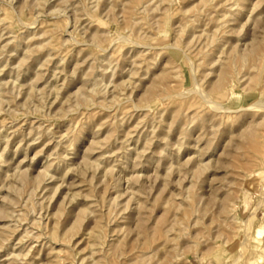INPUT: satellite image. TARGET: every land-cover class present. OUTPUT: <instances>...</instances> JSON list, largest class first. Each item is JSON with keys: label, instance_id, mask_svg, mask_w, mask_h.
<instances>
[{"label": "rangeland", "instance_id": "374dc122", "mask_svg": "<svg viewBox=\"0 0 264 264\" xmlns=\"http://www.w3.org/2000/svg\"><path fill=\"white\" fill-rule=\"evenodd\" d=\"M263 39L264 0H0V264H264Z\"/></svg>", "mask_w": 264, "mask_h": 264}, {"label": "bare ground", "instance_id": "6f19581e", "mask_svg": "<svg viewBox=\"0 0 264 264\" xmlns=\"http://www.w3.org/2000/svg\"><path fill=\"white\" fill-rule=\"evenodd\" d=\"M235 5V4H234ZM255 24H256V22H255ZM259 37L257 36V35H252L251 37H249V41H250V43L248 44V46H249V49H248V54L247 55H252V56H254V54L256 55V52H257V50H259L261 47L263 48V42L261 41V40H259L258 39ZM127 39V38H126ZM125 39V40H126ZM264 40V39H263ZM262 53H264V52H262ZM246 54V53H245ZM258 56H260V54H257ZM264 55V54H263ZM242 56V55H241ZM244 57V56H243ZM248 57V56H247ZM251 57V56H250ZM255 57H257V56H255ZM236 58V57H235ZM234 58V59H235ZM242 59V58H241ZM245 59H247L246 58V55H245ZM245 59H243V60H245ZM257 59V58H256ZM256 61V60H255ZM254 61V62H255ZM259 62H261V61H259ZM229 63V62H228ZM258 63V62H257ZM255 64H256V62H255ZM225 67L224 68H221V70H220V72H219V78H218V80H217V82L214 84V87L216 86L217 88L218 87H222L223 85H224V83H225V81H226V77L228 76L229 77V70H230V68H229V66L228 65H224ZM256 67V66H255ZM263 67V66H262ZM261 67V68H262ZM231 68H232V66H231ZM233 71V70H232ZM232 73H236V72H232ZM231 73V74H232ZM237 74V73H236ZM239 76V75H238ZM240 80V79H239ZM190 92H191V90H190ZM189 93V92H188ZM196 93H198L199 95H200V97L203 99V100H205L208 104H210L214 109H216L217 111L219 110V109H222V108H220L221 106H218V104H215L214 102H211L210 101V99H209V97L207 96V94L205 93V92H203V91H201L200 89H198L197 88V91H196ZM248 108V107H247ZM260 108V107H259ZM239 110V109H238ZM223 111H227L226 109H223ZM229 112V111H228ZM225 113V112H224ZM258 145V144H257ZM208 154V153H207ZM262 157H263V154H262ZM202 160V159H201ZM201 165V164H200ZM46 175V174H45ZM45 175H43V176H45ZM41 181V179L39 180V182ZM45 181V180H44ZM187 197V196H186ZM264 200V199H263ZM263 204H264V202H263ZM264 206V205H263ZM259 207H261V203L259 204V205H257V207L255 208L256 210L257 209H259ZM254 209V210H255ZM255 210V211H256ZM254 215H255V212L253 211V214L250 216V219L252 220L253 218H254ZM254 220H255V218H254ZM246 222V221H245ZM254 222V221H253ZM245 227V226H244ZM248 227H250V225L248 226ZM250 229V228H249ZM247 234V233H246ZM53 236V235H52ZM96 237V236H95ZM94 237V238H95ZM97 238V237H96ZM100 239H101V237H100ZM94 240V239H93ZM96 241V240H95ZM101 242V241H100ZM101 245V244H100ZM164 245H166V244H164ZM243 245V244H242ZM96 246V245H95ZM166 247V246H165ZM168 249H169V247H168ZM170 250H172V248L170 249ZM240 253V252H239ZM143 254V253H142ZM144 255H146V254H144ZM149 255V254H148ZM151 256V255H150ZM239 256V255H238ZM146 257V256H145ZM144 257V258H145ZM149 257V256H148ZM142 258V257H141ZM236 258H239V257H236ZM235 261V260H234ZM90 263V262H89ZM88 263V264H89ZM91 264H92V262H91Z\"/></svg>", "mask_w": 264, "mask_h": 264}]
</instances>
